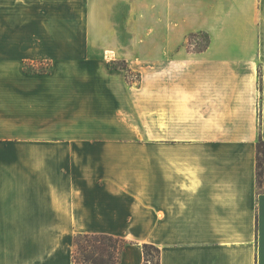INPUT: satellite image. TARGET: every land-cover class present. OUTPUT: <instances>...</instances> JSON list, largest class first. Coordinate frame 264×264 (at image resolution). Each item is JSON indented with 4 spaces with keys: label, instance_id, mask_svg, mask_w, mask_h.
Segmentation results:
<instances>
[{
    "label": "crops",
    "instance_id": "1",
    "mask_svg": "<svg viewBox=\"0 0 264 264\" xmlns=\"http://www.w3.org/2000/svg\"><path fill=\"white\" fill-rule=\"evenodd\" d=\"M260 141L264 0H0V264H264Z\"/></svg>",
    "mask_w": 264,
    "mask_h": 264
},
{
    "label": "trees",
    "instance_id": "2",
    "mask_svg": "<svg viewBox=\"0 0 264 264\" xmlns=\"http://www.w3.org/2000/svg\"><path fill=\"white\" fill-rule=\"evenodd\" d=\"M195 35V34H192ZM206 37L205 45L199 46L195 51L200 52L207 49L210 43V37ZM116 68H126L124 65L113 63ZM259 146H264L260 141ZM259 159V156H258ZM258 173V164H257ZM128 245V242L121 237H114L107 234H78L74 238V250L72 253L73 264H119L121 255ZM153 252L157 254L154 263ZM146 264H159V250L149 244L144 245Z\"/></svg>",
    "mask_w": 264,
    "mask_h": 264
},
{
    "label": "rangeland",
    "instance_id": "3",
    "mask_svg": "<svg viewBox=\"0 0 264 264\" xmlns=\"http://www.w3.org/2000/svg\"><path fill=\"white\" fill-rule=\"evenodd\" d=\"M148 30V28H146ZM195 34V35H192ZM187 37V44L189 49L196 50L201 45H205L206 43V37L203 32H196L192 33ZM147 35H150V30H148ZM142 41H148V37L144 36ZM119 64V63H116ZM120 65L126 66V68H123L127 71V75L130 76V80L133 82H138L140 79V74L138 72H133L128 69L127 65L123 62H120ZM47 66L44 67L46 69ZM112 68H116V66L111 65ZM258 187L261 191H264V146H259V159H258ZM154 256V263L157 259V254L153 252Z\"/></svg>",
    "mask_w": 264,
    "mask_h": 264
}]
</instances>
